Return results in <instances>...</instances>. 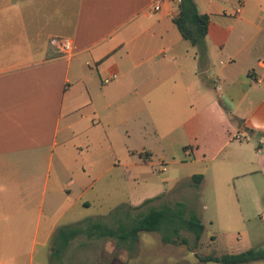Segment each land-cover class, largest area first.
Masks as SVG:
<instances>
[{
	"label": "crops",
	"instance_id": "crops-1",
	"mask_svg": "<svg viewBox=\"0 0 264 264\" xmlns=\"http://www.w3.org/2000/svg\"><path fill=\"white\" fill-rule=\"evenodd\" d=\"M155 1L0 0V264H35L57 230L45 204L71 200L73 164L115 166L109 152L88 154L113 148L129 122L187 156L213 141L235 175L255 163L252 138L262 154L263 19L242 0H195L210 16L201 55L173 21L179 0L153 12ZM54 36L71 38V55Z\"/></svg>",
	"mask_w": 264,
	"mask_h": 264
},
{
	"label": "rangeland",
	"instance_id": "rangeland-1",
	"mask_svg": "<svg viewBox=\"0 0 264 264\" xmlns=\"http://www.w3.org/2000/svg\"><path fill=\"white\" fill-rule=\"evenodd\" d=\"M242 1L248 8H254L251 14L256 21L263 19L264 25V0ZM230 2L240 9L243 7L237 0ZM259 6L262 9H256ZM238 34L245 35V32ZM129 126L133 130L130 134L124 128L120 130L124 132L121 137L111 138L116 141L113 148L88 154L90 162L109 152L115 166L109 168L100 164L95 166L97 169L89 166L84 171L80 163L73 164L75 183L71 186V200L60 197L54 206L47 201L46 219L51 224L55 222L57 229L54 238L59 242L60 228H85L94 218L115 225L113 213L123 217L128 206L134 207L152 197L153 200L140 209L131 208L134 218L124 216L126 223L133 224L139 217L136 214L149 206L161 207L182 201L205 225L199 244L195 246L194 233L185 229L180 233L188 243H168L163 240L162 232L150 231L141 232L131 249L118 244L115 238L80 234L70 240L60 255L54 253L53 239L49 246H38L35 264H218L202 262L198 256L264 247V146L262 154L258 155V141L252 138L251 146L247 147L255 163L238 171L247 170L246 175H235L223 171L220 159L226 152L217 155L213 141L205 152L195 147V155L187 156L182 148L165 146L147 124L145 131L131 122ZM186 142L196 146L197 141L188 137ZM163 167L167 169L163 171ZM198 173L204 175L200 183L192 179ZM83 177L87 179L84 182ZM87 184L89 188L84 190ZM80 194L82 198H78ZM83 200H88L89 205Z\"/></svg>",
	"mask_w": 264,
	"mask_h": 264
},
{
	"label": "trees",
	"instance_id": "trees-1",
	"mask_svg": "<svg viewBox=\"0 0 264 264\" xmlns=\"http://www.w3.org/2000/svg\"><path fill=\"white\" fill-rule=\"evenodd\" d=\"M173 21L180 30L182 36L191 45L198 47L201 55L206 52V37L210 23L208 13L201 12L195 0H179L178 13L173 17ZM202 174L193 176V181L200 183ZM153 198L144 200L140 205L128 206L127 213H113L115 225L104 223L102 220L94 218L89 221V226L85 228L62 227L59 230V242L54 235V253L60 255L63 249L68 246L70 240L80 234L87 237L103 238L111 237L117 240L118 244L127 245L130 249L138 240L141 232L159 231L162 232L163 240L168 243H188V240L180 233L182 229L193 232L195 235V246L199 244L205 229V225L196 213L192 212L182 201L174 204H165L161 207L149 206L147 210L140 211L137 220L128 225L125 217L134 218L131 215V208L140 209L141 206L152 201ZM125 216V217H124ZM117 223V224H116ZM66 226V225H65ZM57 235V236H58ZM56 237V236H55ZM214 239V237H213ZM202 262H215L218 264H248L255 261L264 260L263 248H249L237 253H225L222 255L207 254L198 256Z\"/></svg>",
	"mask_w": 264,
	"mask_h": 264
},
{
	"label": "built area",
	"instance_id": "built-area-1",
	"mask_svg": "<svg viewBox=\"0 0 264 264\" xmlns=\"http://www.w3.org/2000/svg\"><path fill=\"white\" fill-rule=\"evenodd\" d=\"M151 10L153 12L160 10L161 8V0H156L154 3L151 4L150 6ZM51 47L58 53L63 54V55H71V53L73 52V43L71 38L66 37V36H54L52 37L51 41H50ZM116 75L110 76V77H106L104 79L105 83H108L112 80L113 77H115ZM235 139L237 140H244V137L240 134L237 133L235 135ZM186 154H190L191 151L190 149H186ZM167 168L163 167V170L165 171Z\"/></svg>",
	"mask_w": 264,
	"mask_h": 264
}]
</instances>
